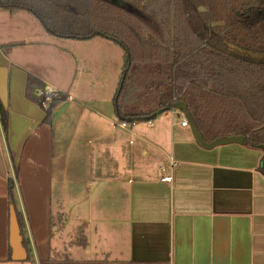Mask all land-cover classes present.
I'll return each instance as SVG.
<instances>
[{
  "label": "crops",
  "instance_id": "0c3cea01",
  "mask_svg": "<svg viewBox=\"0 0 264 264\" xmlns=\"http://www.w3.org/2000/svg\"><path fill=\"white\" fill-rule=\"evenodd\" d=\"M124 63L111 39L54 35L31 11L0 7V264H264L262 151L245 139L197 144L170 87L141 103L133 66L165 64L129 63L118 94ZM46 86L63 96L48 116L37 97Z\"/></svg>",
  "mask_w": 264,
  "mask_h": 264
},
{
  "label": "trees",
  "instance_id": "16d2710c",
  "mask_svg": "<svg viewBox=\"0 0 264 264\" xmlns=\"http://www.w3.org/2000/svg\"><path fill=\"white\" fill-rule=\"evenodd\" d=\"M153 1L0 0V7L31 11L54 35H100L117 42L125 62L118 94L129 63L167 65L173 102L187 103L203 139L244 135L246 144L262 151L264 176V0H173V5L166 0L159 7L161 15ZM37 97L48 116L63 96L57 92L48 106ZM171 104H161L150 114ZM0 119L5 127L1 101ZM12 189L9 179L13 202ZM16 218L22 230L17 213Z\"/></svg>",
  "mask_w": 264,
  "mask_h": 264
},
{
  "label": "water",
  "instance_id": "95a60500",
  "mask_svg": "<svg viewBox=\"0 0 264 264\" xmlns=\"http://www.w3.org/2000/svg\"><path fill=\"white\" fill-rule=\"evenodd\" d=\"M0 101L3 107L7 105L6 99V74L4 70H0ZM172 108H176L184 114L188 120L190 130L197 144L205 148H212L216 145L227 144V143H241L245 139L242 134H232L228 136L218 137L210 142L203 139L201 132L199 131L196 123L188 111L187 103L184 101H176L172 104ZM9 242L12 248V259L22 260L26 257L25 248L22 244V234L16 218V213L13 205H10L9 210Z\"/></svg>",
  "mask_w": 264,
  "mask_h": 264
},
{
  "label": "rangeland",
  "instance_id": "374dc122",
  "mask_svg": "<svg viewBox=\"0 0 264 264\" xmlns=\"http://www.w3.org/2000/svg\"><path fill=\"white\" fill-rule=\"evenodd\" d=\"M166 0H155L152 3V7L155 8V12L158 15H161V13L159 12V7L161 4L164 5V2ZM170 3L173 5L175 2H173V0H170ZM200 9H205L203 7H200ZM154 10V9H152ZM172 10V8H171ZM140 61V60H138ZM137 62V61H136ZM163 67H160L159 65H157L156 63H151L148 67H139V66H133L132 68V72L129 75V79H132L133 81H137V82H142L143 83V91H141L142 96L144 94V96H146L147 98L145 99L144 97H142V102L141 103H145V104H150V106H152V102L154 101L153 97H158L163 96L167 91H168V87H169V79L168 78V74H169V69L166 66L162 65ZM127 87V85H125L123 92H125V88ZM124 94V93H123ZM154 95V96H153ZM123 96V95H122ZM125 96V95H124ZM123 98V97H122ZM124 99H120V104L122 105ZM154 102H160V101H154ZM158 104H156L157 107ZM145 107V106H144ZM133 109V108H132ZM59 264H61L59 262Z\"/></svg>",
  "mask_w": 264,
  "mask_h": 264
},
{
  "label": "built area",
  "instance_id": "2783aa9c",
  "mask_svg": "<svg viewBox=\"0 0 264 264\" xmlns=\"http://www.w3.org/2000/svg\"><path fill=\"white\" fill-rule=\"evenodd\" d=\"M56 94H57V90L52 86L42 87V88H39L37 91V95L43 99L44 101L43 104L45 106H48V104L56 96ZM135 122L136 120H132V121L121 120L119 121L118 124L120 127H127L130 124L131 125L135 124ZM147 122L150 123L151 121L148 120ZM181 124L183 126L189 125L188 120L185 117L181 120ZM162 180H170V177H163Z\"/></svg>",
  "mask_w": 264,
  "mask_h": 264
}]
</instances>
